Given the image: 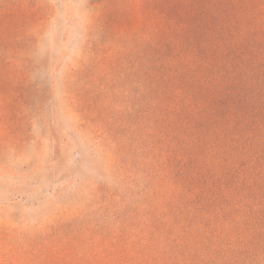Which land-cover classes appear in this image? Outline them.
<instances>
[{
  "label": "trees",
  "instance_id": "1",
  "mask_svg": "<svg viewBox=\"0 0 264 264\" xmlns=\"http://www.w3.org/2000/svg\"><path fill=\"white\" fill-rule=\"evenodd\" d=\"M26 3L0 0L1 42L22 8L34 10ZM113 11L92 17L82 65L85 78L102 77L98 98H72L128 187H98L86 264H264V0H137ZM0 67L24 77L13 61ZM117 70L131 91L123 112L110 99Z\"/></svg>",
  "mask_w": 264,
  "mask_h": 264
},
{
  "label": "rangeland",
  "instance_id": "2",
  "mask_svg": "<svg viewBox=\"0 0 264 264\" xmlns=\"http://www.w3.org/2000/svg\"><path fill=\"white\" fill-rule=\"evenodd\" d=\"M26 1L34 10L22 8L15 33L0 41V59L24 74L20 81L0 67V264H86L98 187L115 193L128 184L100 135L81 128L72 97L82 91L97 99L104 83L98 72L81 74L95 46L92 17L116 19L117 6L137 0ZM120 72L110 85L116 112L131 99ZM5 78L13 83L2 86ZM16 88L26 93L23 102L11 96Z\"/></svg>",
  "mask_w": 264,
  "mask_h": 264
}]
</instances>
